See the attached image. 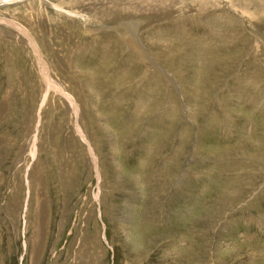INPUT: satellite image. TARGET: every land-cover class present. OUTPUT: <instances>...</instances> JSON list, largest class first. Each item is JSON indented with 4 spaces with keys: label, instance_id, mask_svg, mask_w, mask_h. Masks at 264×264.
<instances>
[{
    "label": "rangeland",
    "instance_id": "obj_1",
    "mask_svg": "<svg viewBox=\"0 0 264 264\" xmlns=\"http://www.w3.org/2000/svg\"><path fill=\"white\" fill-rule=\"evenodd\" d=\"M54 2L0 6V264H264V0Z\"/></svg>",
    "mask_w": 264,
    "mask_h": 264
},
{
    "label": "bare ground",
    "instance_id": "obj_2",
    "mask_svg": "<svg viewBox=\"0 0 264 264\" xmlns=\"http://www.w3.org/2000/svg\"><path fill=\"white\" fill-rule=\"evenodd\" d=\"M19 1H23V0H0V6L2 5V4H10V3H14V2H19ZM33 1V0H32ZM38 1H40L41 2V4H46L47 6H49V7H51V8H53V9H56V10H62L63 8H62V6H59V5H57V3L56 2H54L55 0H38ZM182 1V0H181ZM225 1H228V0H225ZM46 2V3H45ZM126 2V1H125ZM128 2V1H127ZM29 3V2H28ZM34 3V2H33ZM27 4V3H26ZM30 4V3H29ZM36 3H34V5H35ZM115 4V3H114ZM114 4H112V6L114 5ZM115 5H117V4H115ZM132 5L133 4H130V2H128V3H123V8H130V7H132ZM59 6V7H58ZM30 7V6H29ZM58 7V8H57ZM115 8H117V6H114ZM27 8V7H26ZM122 8V7H121ZM182 8H184V6L182 7ZM194 8V9H193ZM29 9H31V8H29ZM118 9V8H117ZM34 10V9H33ZM142 10V9H141ZM176 10H177V8H176ZM192 10H195L196 11V8H195V6H192ZM29 11V10H28ZM189 11V10H188ZM179 12V11H178ZM33 13V12H32ZM44 13V12H43ZM45 14V13H44ZM2 16V15H1ZM180 16V15H179ZM25 22V21H24ZM26 23V22H25ZM24 25V24H23ZM26 29V28H25ZM28 31V30H27ZM26 33V32H25ZM37 53V52H36ZM38 54H40V53H38ZM40 60V59H39ZM44 61H45V59H44ZM43 61V62H44ZM39 62H41V61H39ZM45 64V63H44ZM47 65V64H46ZM45 65V66H46ZM46 69H47V67H46ZM48 74V73H47ZM45 75V74H44ZM50 78V77H49ZM51 80V79H50ZM48 84H49V82H48ZM52 84V83H51ZM51 84H49V85H51ZM56 84V83H55ZM63 89V88H62ZM57 92V91H56ZM70 96V95H69ZM71 99V98H70ZM73 100H75V99H73ZM72 101V100H71ZM75 102V101H74ZM74 102H73V104H74Z\"/></svg>",
    "mask_w": 264,
    "mask_h": 264
}]
</instances>
